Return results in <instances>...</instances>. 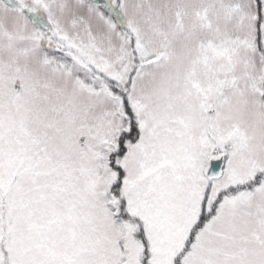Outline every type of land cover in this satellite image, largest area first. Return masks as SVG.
Here are the masks:
<instances>
[{"label":"snow or ice","instance_id":"1","mask_svg":"<svg viewBox=\"0 0 264 264\" xmlns=\"http://www.w3.org/2000/svg\"><path fill=\"white\" fill-rule=\"evenodd\" d=\"M0 264H264V0H0Z\"/></svg>","mask_w":264,"mask_h":264}]
</instances>
